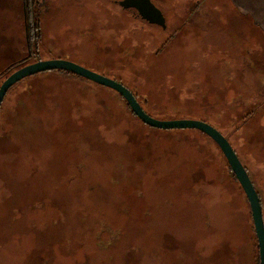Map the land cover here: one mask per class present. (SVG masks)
Returning <instances> with one entry per match:
<instances>
[{
    "label": "rangeland",
    "instance_id": "rangeland-1",
    "mask_svg": "<svg viewBox=\"0 0 264 264\" xmlns=\"http://www.w3.org/2000/svg\"><path fill=\"white\" fill-rule=\"evenodd\" d=\"M198 1L154 0L163 28L114 0H38L30 44L23 0H0V74L26 59L0 84L62 58L122 82L156 119L210 123L238 149L264 214V31L230 0ZM250 28L258 49L246 51ZM131 110L115 89L59 69L7 90L0 264H260L250 203L219 145Z\"/></svg>",
    "mask_w": 264,
    "mask_h": 264
},
{
    "label": "water",
    "instance_id": "water-1",
    "mask_svg": "<svg viewBox=\"0 0 264 264\" xmlns=\"http://www.w3.org/2000/svg\"><path fill=\"white\" fill-rule=\"evenodd\" d=\"M120 4L125 8H136L142 19L147 20L153 24H159L166 27V18L162 10L155 5L153 0H121ZM51 69H63L80 75L104 86L110 87L118 91L124 99L127 100L129 106L145 124L151 125L157 128H197L206 135H209L221 148L226 160L229 162L231 169L234 171L237 179L239 180L241 187H243L247 200L251 206L252 218L255 226L256 239H258L260 264H264V214L261 197L254 186V183L248 173L247 168L239 155L237 154L232 143L228 137L210 123L204 122L198 119H159L150 115L145 111L140 101L136 98L134 92L125 86L122 82L113 78L107 77L103 74H99L96 71L88 69L87 67L74 62L72 60L53 58V59H39L36 62H30L14 70L10 75L6 76L3 82L0 84V106L3 102L7 90L17 81L24 78L27 75H32L41 71Z\"/></svg>",
    "mask_w": 264,
    "mask_h": 264
},
{
    "label": "crops",
    "instance_id": "crops-1",
    "mask_svg": "<svg viewBox=\"0 0 264 264\" xmlns=\"http://www.w3.org/2000/svg\"><path fill=\"white\" fill-rule=\"evenodd\" d=\"M206 1L207 0H205V1L199 0L197 3H195L194 7L198 8V10L199 9L202 10V8H203L205 11L204 6H205ZM229 9L232 12H235L234 15L241 16V17H242V15L250 17L253 24L255 26H258L259 28H261L264 31V0H230ZM193 13L194 12H191V15ZM248 32H250V33H248V35L251 36V37H249V40H248L250 45L248 46L245 43L243 46V49L246 51H249V49H252V50L258 49L257 45L255 44V41H253L254 38H253V34L251 33V28H250V31L248 30ZM174 35L176 36V33ZM175 36L172 40L175 39ZM195 56L190 54L189 58H191V59L196 58L199 61V59ZM244 58H245V64L247 65L248 64L247 63L248 55H245ZM262 64L264 65V60L261 61L260 65H262Z\"/></svg>",
    "mask_w": 264,
    "mask_h": 264
},
{
    "label": "trees",
    "instance_id": "trees-1",
    "mask_svg": "<svg viewBox=\"0 0 264 264\" xmlns=\"http://www.w3.org/2000/svg\"><path fill=\"white\" fill-rule=\"evenodd\" d=\"M33 0H23L24 2V11L26 13V17H27V22H25L26 24V33H27V39L28 41L31 43H35V40L37 41L38 39V36L40 35L39 33V25L36 21V18H35V7H36V4L37 2H34V4H32ZM37 1V0H36ZM35 18V19H34ZM24 62H26V59H22L21 61L19 62H15L13 63L12 65H9V67L3 71L1 74H0V78L1 76H4L6 74V72H10L11 69H13L15 66L17 65H20V64H23ZM60 71H66V72H70V71H67V70H63V69H59ZM73 73V72H72ZM134 92V91H133ZM136 98H137V95H136ZM127 101V100H126ZM128 103V102H127ZM129 105V104H128ZM129 108H131V106H129ZM132 109V108H131ZM132 111V110H131ZM135 114V113H134ZM228 137V139L230 140L229 136L226 135ZM230 142L232 143V141L230 140ZM233 144V143H232ZM233 147H235V145L233 144ZM239 152V151H238ZM239 154V153H238ZM241 158V157H240ZM241 160V159H240ZM243 161V160H242ZM262 201V200H261ZM262 206H263V203H262Z\"/></svg>",
    "mask_w": 264,
    "mask_h": 264
},
{
    "label": "flooded vegetation",
    "instance_id": "flooded-vegetation-1",
    "mask_svg": "<svg viewBox=\"0 0 264 264\" xmlns=\"http://www.w3.org/2000/svg\"><path fill=\"white\" fill-rule=\"evenodd\" d=\"M113 1V0H112ZM115 1V3H117V5H119V7H121L122 9H121V11H124V12H133V13H135L136 15H138V16H140L139 15V13H138V10L136 9V8H125V7H122V5L120 4V1L121 0H114ZM154 1V0H153ZM33 3L32 4H34V2H38V0L36 1V0H33L32 1ZM141 17V16H140ZM145 20V19H144ZM147 21V20H146ZM150 23V22H149ZM153 24V23H152ZM167 24V23H166ZM157 25H159V24H157ZM161 26V25H160ZM167 26V25H166ZM164 28H166V27H164ZM233 145V144H232ZM233 147V146H232ZM234 149L236 150V152H237V154H238V149L236 148V147H234ZM239 155V154H238ZM240 157V156H239ZM243 162V161H242ZM245 165V164H244ZM245 167L247 168V166L245 165ZM247 170H248V168H247ZM234 172V171H233ZM250 171L248 170V173H249ZM234 174V173H233ZM249 175H250V177H251V179H252V181H253V183H254V186L257 188V191H258V193H259V189H258V187L256 186L257 184H256V181H255V178L251 175V173H249ZM236 176V175H235ZM237 178V177H236ZM239 181V180H238ZM259 195H260V193H259ZM261 197V196H260ZM261 199V198H260ZM262 200V199H261Z\"/></svg>",
    "mask_w": 264,
    "mask_h": 264
}]
</instances>
